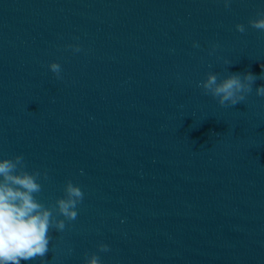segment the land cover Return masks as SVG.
<instances>
[{
	"label": "water",
	"instance_id": "95a60500",
	"mask_svg": "<svg viewBox=\"0 0 264 264\" xmlns=\"http://www.w3.org/2000/svg\"><path fill=\"white\" fill-rule=\"evenodd\" d=\"M0 264H264V0H0Z\"/></svg>",
	"mask_w": 264,
	"mask_h": 264
}]
</instances>
